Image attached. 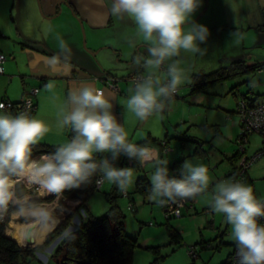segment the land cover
Instances as JSON below:
<instances>
[{"label": "clouds", "instance_id": "clouds-1", "mask_svg": "<svg viewBox=\"0 0 264 264\" xmlns=\"http://www.w3.org/2000/svg\"><path fill=\"white\" fill-rule=\"evenodd\" d=\"M201 6L202 0H111V14L132 18L137 36L149 43L147 57L135 60L149 72L134 83L127 101L128 110L140 121L163 113L179 87L188 82L185 69L174 58L182 52L206 54L207 49L200 45L207 41L209 29L193 21ZM58 47L59 55L67 60L68 45L61 39ZM165 64L162 80L156 71ZM112 108L104 91L93 85L70 90L58 123L73 135L39 161L32 159L33 146L51 131L47 122L27 112L0 114V212H6L14 202L16 179L23 177L60 194L91 184L99 173L103 180L125 192L134 181L135 170L118 167L121 156L153 164L149 198L162 207L208 192L211 177L207 166L185 161L179 177L170 176L168 161L160 159L155 149L131 142ZM98 155L102 158L97 159ZM210 209L231 226L237 264H264V223H260L264 201L257 199L254 189L235 180L219 181L212 188Z\"/></svg>", "mask_w": 264, "mask_h": 264}, {"label": "rangeland", "instance_id": "rangeland-1", "mask_svg": "<svg viewBox=\"0 0 264 264\" xmlns=\"http://www.w3.org/2000/svg\"><path fill=\"white\" fill-rule=\"evenodd\" d=\"M31 1L34 2L39 15H42L38 0ZM261 2L264 3V0H261ZM25 6L29 7L28 0H0V23H3L1 27L5 28L4 23L10 21L11 16L17 17V12L21 13V17L28 15L29 13H23V11H25ZM224 8H235L238 12H247V15L251 18V24L254 27L252 29L253 31L244 38L245 44L243 47L238 49V45L234 46L235 52H223V50L216 45L209 47V42L206 41L200 45L202 48L207 49L205 55L192 54L190 52L181 53L183 54V58L178 57L180 59L179 65L185 69L188 82H185L179 87L176 92V96H179H173L171 99L174 103L172 104L171 110L172 124H170L168 131H172V134H169V136L167 135L170 147H174V149L179 151V153L176 154L177 156L183 157L185 161L190 163L195 161L201 162V164L208 167L211 177L208 192L198 196L196 199H192L190 204L186 201L185 205L181 207V213L179 215H169L166 217L163 207L149 198L150 192L143 195L133 190L134 181L127 189L128 195L121 193L117 188L118 195L116 197V203L124 215V232L128 236L136 238V245L132 250L130 264H147L155 256H157V264H221L228 259L231 253L232 245L235 242L230 235L231 226L226 223L222 215L216 214L210 209L212 188L215 183L228 180V175H226V173L232 168L227 159L232 153H237L234 165H238L242 157H250L254 152L264 147L261 134L257 131H249L243 141V151L238 153V150L240 151V142L238 138L239 133H241L240 123L232 127V117H237L239 120L236 102L242 97V94L249 91L248 93L251 96H255L264 103V67H258V65H256L252 70L243 71L227 78L216 80L205 85L203 89L190 94H187L188 87H185L186 83V85L190 83V74L192 72L207 71L218 65L227 63L232 57H243L245 59H243V61L249 64L264 63L253 62L255 61L253 59L264 56V46H261L264 45V30L255 28L257 22L260 21L259 2H257V0H241L220 7V9ZM201 22L202 19L196 21V23L199 24ZM78 25L80 45L83 49L88 50L84 28L82 26L84 32L83 44L79 21ZM100 47L101 49L99 50H102L101 54L105 55L104 64L99 68V71L102 72L103 70L109 69L111 71H116L118 73L117 76H119V72H121V75L124 76L123 78L127 79L126 76L129 73L124 69V64L116 59L115 55H112V57L108 56V52L113 54V50L106 46ZM147 71L149 72V70L144 69L142 73L148 74ZM159 71L166 73L160 69ZM117 76H114V78L116 79ZM19 78L20 76L17 74L11 77V79H8V82L6 81L10 83L8 86L5 82L2 83V81H0V95L5 94L11 100L17 101L21 93V82ZM119 80L123 81L121 78H119ZM128 84L130 85V90H132L134 87L132 81L128 80ZM4 91H6V93ZM184 112H186V115ZM0 114L4 113L0 110ZM156 131V134H159V130L156 129ZM162 132L163 130H160V134H162ZM189 135L199 137L203 142L202 145L205 150H207L210 145H215L218 147V151H212L210 156H203V158H201V155H193L191 148L194 144L187 139H180L179 141L176 138L178 136L188 137ZM140 137L141 136H136L132 141H136ZM70 138L71 137H69V140ZM181 143L182 148L180 147ZM171 153H173L172 150L168 155ZM198 157L202 160L194 159ZM120 158H122V156ZM164 160H166V158ZM167 160H170V157L167 158ZM182 164H184L183 161ZM117 166L132 167L135 170L134 180L137 174H144L150 181V176L154 170L153 164L151 163H140L136 165L129 162L123 164L117 162ZM20 181L29 188L36 186L33 182L27 180V178ZM239 182L251 186L254 189V194L257 199L262 200L264 198V153L248 164L245 168L244 177ZM112 186L115 185L102 179L101 184L95 187L85 200L84 215L86 213L99 215L106 210L108 203L105 192H108ZM39 190L43 195H35V190H28L26 193L33 195V200L38 197L44 198L46 196H51L50 199L46 201H34L22 206L23 209L19 208L20 210H14L12 213L10 211V216L5 219V228L6 221H8V225L11 221L18 223L15 225L12 235L19 243H36L28 246H35L39 244L38 242L40 241L20 240V234L18 233L20 225H35L41 221H47L51 217H57L59 221L78 204L74 203L73 200L68 201L61 193H49L48 191L44 194L42 187H40ZM29 195L17 197L19 200L17 204L24 202L25 200L23 199L27 198ZM20 198L23 199L21 200ZM128 203H131V209L127 208ZM72 218L73 216L70 218L68 224L72 223ZM68 224L63 229V232L68 230ZM173 232L177 233L173 235ZM62 235L63 234H61V236ZM58 236L51 240L48 247H44L45 244L36 249L34 251V256L27 259L25 264H57L59 256L52 253L51 247H53L61 237ZM150 246L155 247L150 248ZM190 248L193 254H189Z\"/></svg>", "mask_w": 264, "mask_h": 264}, {"label": "crops", "instance_id": "crops-1", "mask_svg": "<svg viewBox=\"0 0 264 264\" xmlns=\"http://www.w3.org/2000/svg\"><path fill=\"white\" fill-rule=\"evenodd\" d=\"M239 1L241 0H202V6L194 14L193 21L196 22L202 19L200 24L207 26L209 29L210 35L207 39L209 47L216 45L223 52H235V45H238V49L244 46V38L250 35L254 28L251 24L250 16L247 15V12H238L235 8L220 9L222 6ZM257 2H259L260 6V21L257 22L255 28L264 30V3L261 0H257ZM38 5L42 15L37 12L34 2L28 0L29 7L25 6V11H23L24 14L29 13L28 15L21 17V13L17 12V17L11 16V20L4 23L5 28L1 27L3 23H0V51L5 55L1 63L0 81L2 83L5 82L8 86L10 84L7 83L8 79L18 74L21 82V93L29 87H37V92L33 96L34 108L28 114L46 121L51 128V131L39 142L60 146L69 141V137H71L69 135L70 129H61L59 127L60 111L65 105L70 90L85 85H93L95 88L103 90L106 97L110 99L113 105L112 111L118 121L125 127L131 142L136 144L145 138L154 139L153 142H148L142 146L155 149L160 159L164 160L166 158V161H168L167 166L170 169L169 175L172 176L174 174L172 163L178 159H181L183 163L185 162L183 157L176 155L179 151L174 149V147L171 148L168 144V136L172 134V131L169 132L168 128L172 124L171 110L174 102L171 100L167 102V107L163 113L150 116L146 121H140L127 108V100L133 94L128 84L129 79H124L121 72L117 76L118 73L116 71L109 69L105 71L101 69L103 71H99V68L104 64L105 55L101 54L100 46L111 48L113 54L108 52V56L112 57V55H115L116 59L124 64L123 67L126 72H142L145 69L142 64L138 65L135 63V60L140 56L147 57L149 43L143 40L142 37L137 36L134 20L127 16L118 17L112 15L110 12L111 0H38ZM78 21L81 29L82 26L84 28L88 50L83 49L80 45ZM61 39L70 49V56L67 60L62 55H59L58 42ZM83 41L84 32L82 36V43L84 44ZM53 57H58V59L54 60L52 59ZM180 57L183 58V54ZM174 59L180 60L179 58ZM234 59L243 60L244 58L240 56L232 57L227 63L222 65H226ZM253 60H255L253 62H264V56ZM222 65L207 71L196 72L193 70L194 72L190 74L189 85L185 84V87H188L187 94H190L194 81L193 76L208 73ZM156 72L161 79L165 75L162 71L157 70ZM106 76H117L115 89L108 86ZM119 78L123 81L119 80ZM50 83L53 85L51 89L47 87ZM4 92L6 93V91ZM248 92L244 94L250 95ZM0 99L15 101L5 94H1ZM1 111L7 113L3 110ZM8 113L12 114L11 111ZM15 114L17 113L15 112ZM184 114L186 115V112ZM237 124L239 125L238 118L232 117V127ZM156 129L159 130V134H156ZM160 130H163L162 134H160ZM136 136L141 137L136 141H132ZM176 138L179 141L180 139L189 140L194 144L191 148L192 154L201 155V158L210 156L212 151H218V147L215 145H210L205 150L202 140L195 135H189L188 137L178 136ZM171 150L173 153L168 155ZM169 157L170 160H167ZM235 158V153H232L227 159L231 164V168L236 165H234ZM194 159L202 160L199 157ZM117 162L119 164L131 163V160L122 156ZM192 164H201V162L195 161ZM20 183L24 192L22 195L16 194L17 197L29 195L26 193L28 190H35L36 192V189L27 188L21 181ZM125 192L128 195L127 191ZM33 197L30 194L27 198H20L25 201L20 203L21 205L18 204L20 207L11 209V213L14 210L23 209L22 206L24 205L34 201H41L28 202L30 199H34ZM67 200L79 203V199L76 198H67ZM56 218L51 217L48 220L52 221V226L46 230L40 242L62 219L58 221V218ZM16 242L21 244L18 241ZM40 242L38 243L40 244ZM32 243L36 244L35 242ZM47 245L44 247H47Z\"/></svg>", "mask_w": 264, "mask_h": 264}, {"label": "trees", "instance_id": "trees-1", "mask_svg": "<svg viewBox=\"0 0 264 264\" xmlns=\"http://www.w3.org/2000/svg\"><path fill=\"white\" fill-rule=\"evenodd\" d=\"M256 65H258V67H264V63L249 64L245 63L242 59H234L228 64L219 66L208 73L193 76L194 81L190 93L199 91L203 89L205 85L216 80H221L243 71L252 70ZM11 112L13 115H17L13 109ZM69 135H73L71 130L69 131ZM153 141L154 139L145 138L136 144L145 145ZM57 147L59 146L46 142H38L33 146L32 159L41 153L42 155L51 154ZM236 154L237 153H235V155ZM100 158L102 157L98 155L97 159ZM181 161V159H178L172 163V167L174 168V174L172 176L179 177V172L182 167ZM131 163L136 165L140 164L135 160H131ZM96 175L93 177L91 184L61 193L62 196L66 198L79 199V203L66 216L62 217V219L47 233L40 244L28 246L33 245L32 242H28L26 243L28 244L27 246L25 244V246L19 245L12 235L15 225L18 223L11 221L8 225V221H6L5 228V222L0 221V264H25L27 259L34 256V251L36 249L45 244H49L54 237L60 235L65 226L70 222V218L76 214L79 215L80 220L75 225L73 231L63 234L52 247V253L59 256L57 264H130L132 250L136 245V238L128 236L124 232V215L116 203V197L118 195L116 186H112L108 192H105L108 205L103 213L99 215L86 213L83 217L80 215L79 210L82 209L85 212L84 202L95 189L94 179ZM151 187L150 181L144 174L136 175L133 188L135 192L146 195L151 191ZM50 197L51 196H46L35 200H49ZM32 201L34 200L30 199L28 202ZM14 205L11 209H16L20 207L21 204ZM22 226L34 225L22 224ZM174 233L177 232H173V235ZM154 247L155 246H150V248ZM228 262L229 260L227 259L221 264H228ZM147 264H157V256L152 258Z\"/></svg>", "mask_w": 264, "mask_h": 264}, {"label": "built area", "instance_id": "built-area-1", "mask_svg": "<svg viewBox=\"0 0 264 264\" xmlns=\"http://www.w3.org/2000/svg\"><path fill=\"white\" fill-rule=\"evenodd\" d=\"M5 55L3 52L0 51V73L2 72V61L4 60ZM167 64L162 66L161 70L166 72ZM147 74H143L142 72L135 71L128 74L127 79L131 80L134 84L137 80L141 79L142 77L146 76ZM107 84L110 88L115 89L116 83L114 77L106 76ZM165 76L163 77V79ZM100 89V88H97ZM101 90V89H100ZM37 92V87H29L27 89H24L22 93L20 94V97L17 101H10L6 99H0V105H3V108H0V110H3L5 112H10L12 109L19 114L20 112H30L34 108V101L33 96ZM177 93L174 94L176 96ZM242 97L237 100L236 102V108L239 115V123L241 127V133H239V146L240 151L238 150V153H241L243 151V141L245 140V136L247 132L249 131H257L261 134L262 140L264 142V103L260 100H257L255 97L247 94H242ZM148 147V146H147ZM149 148V147H148ZM264 153V147L256 152H254L250 157H242L240 160V163L238 165H235L229 172L226 173L228 175V180H235L240 181L244 177L245 168L248 166V164ZM41 154L36 155L33 159L39 161ZM18 179H16L17 181ZM20 181V180H19ZM102 182L101 174H97L94 179V186L98 187ZM29 188L28 186H26ZM36 189L35 187H32ZM51 193V192H49ZM123 194H126V192H121ZM127 195V194H126ZM192 199H187V201L190 203ZM264 201V198L261 200ZM18 202L17 196L14 199L13 203H10L6 212H0V221L5 222V219L10 216V209L11 207ZM186 200L183 201H176V202H169L167 205L163 206V211L165 213V216L169 215H179L181 213V207L184 205ZM127 208H132L131 203L127 204ZM81 217L84 216V211L82 209L79 210ZM80 220L79 215L76 214L72 218V223L68 224V230L64 231L61 234L71 232L75 228V225ZM260 223H264V217L260 218ZM61 234L58 236L60 237ZM57 238V237H55ZM49 245V244H48ZM47 245V247H48ZM52 249V247H51ZM49 249V250H51ZM189 254H193L192 249H189ZM228 264H237L238 257H237V248L236 243L234 242L232 245L231 253L228 256Z\"/></svg>", "mask_w": 264, "mask_h": 264}, {"label": "bare ground", "instance_id": "bare-ground-1", "mask_svg": "<svg viewBox=\"0 0 264 264\" xmlns=\"http://www.w3.org/2000/svg\"><path fill=\"white\" fill-rule=\"evenodd\" d=\"M27 177H23L21 179L17 178L18 180H23ZM28 180V178H27ZM36 194L38 196L43 195V193L41 194L39 188L41 187L39 184H36ZM43 192L44 194L47 193L48 191L46 189L43 188ZM52 226V221H41L38 224L34 225V226H19V230L18 233L20 234V240L26 241V240H32V241H41L42 237L45 235V232L47 229H49V227Z\"/></svg>", "mask_w": 264, "mask_h": 264}, {"label": "water", "instance_id": "water-1", "mask_svg": "<svg viewBox=\"0 0 264 264\" xmlns=\"http://www.w3.org/2000/svg\"><path fill=\"white\" fill-rule=\"evenodd\" d=\"M81 31H82V29H81ZM82 36H83V31H82ZM15 192H16L17 195H22L23 192H24V189L22 188L21 183H20L19 180L16 181V184H15ZM20 245L21 246H25V245H28V244H25V245L24 244H20Z\"/></svg>", "mask_w": 264, "mask_h": 264}]
</instances>
